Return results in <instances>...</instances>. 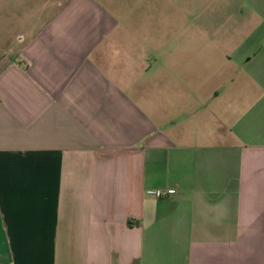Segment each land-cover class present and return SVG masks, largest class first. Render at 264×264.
Segmentation results:
<instances>
[{"label": "crops", "instance_id": "crops-1", "mask_svg": "<svg viewBox=\"0 0 264 264\" xmlns=\"http://www.w3.org/2000/svg\"><path fill=\"white\" fill-rule=\"evenodd\" d=\"M180 2L0 0V264H264V71H152Z\"/></svg>", "mask_w": 264, "mask_h": 264}, {"label": "rangeland", "instance_id": "rangeland-1", "mask_svg": "<svg viewBox=\"0 0 264 264\" xmlns=\"http://www.w3.org/2000/svg\"><path fill=\"white\" fill-rule=\"evenodd\" d=\"M181 3L155 13L159 21L150 29L154 43L148 45L153 59L145 58L153 63L152 71H217L218 84H233L235 104L242 95L257 93L260 75L253 77L250 71H264V0Z\"/></svg>", "mask_w": 264, "mask_h": 264}, {"label": "built area", "instance_id": "built-area-1", "mask_svg": "<svg viewBox=\"0 0 264 264\" xmlns=\"http://www.w3.org/2000/svg\"><path fill=\"white\" fill-rule=\"evenodd\" d=\"M149 194L159 199L175 194V190L174 189H167L166 191L156 190V191H150Z\"/></svg>", "mask_w": 264, "mask_h": 264}]
</instances>
